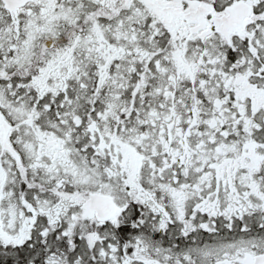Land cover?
I'll return each mask as SVG.
<instances>
[{
	"label": "snow or ice",
	"instance_id": "snow-or-ice-1",
	"mask_svg": "<svg viewBox=\"0 0 264 264\" xmlns=\"http://www.w3.org/2000/svg\"><path fill=\"white\" fill-rule=\"evenodd\" d=\"M0 264H264V0H0Z\"/></svg>",
	"mask_w": 264,
	"mask_h": 264
}]
</instances>
